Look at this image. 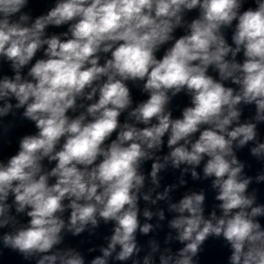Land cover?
Returning a JSON list of instances; mask_svg holds the SVG:
<instances>
[{"label":"clouds","instance_id":"obj_1","mask_svg":"<svg viewBox=\"0 0 264 264\" xmlns=\"http://www.w3.org/2000/svg\"><path fill=\"white\" fill-rule=\"evenodd\" d=\"M41 2L0 0V264H199L210 238L224 264H264V0ZM17 120L36 131L5 157ZM169 168L179 182L160 190ZM188 174L210 180L207 214L203 189L173 202ZM160 202L175 235L141 245ZM101 222L106 245L66 244Z\"/></svg>","mask_w":264,"mask_h":264}]
</instances>
